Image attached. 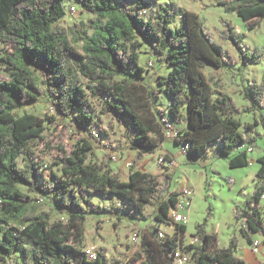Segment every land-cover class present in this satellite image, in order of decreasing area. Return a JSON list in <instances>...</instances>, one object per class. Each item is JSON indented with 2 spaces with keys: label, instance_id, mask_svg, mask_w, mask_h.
<instances>
[{
  "label": "trees",
  "instance_id": "1",
  "mask_svg": "<svg viewBox=\"0 0 264 264\" xmlns=\"http://www.w3.org/2000/svg\"><path fill=\"white\" fill-rule=\"evenodd\" d=\"M64 1L0 0V66L8 75L0 79V264H173V252L180 245L193 264H244L234 254L236 237L227 246H215L205 221L192 233L198 241L184 245L187 224L169 217L177 191L161 187L157 174L137 167L167 138L178 148L187 143L184 154L195 157L217 144L230 167L247 166L251 150L245 145L255 137L240 130L241 109L223 91L220 79L207 75L205 68L237 65L241 71L261 60L264 49H248L244 33L222 20L218 36L235 47L237 58L231 57L196 12L174 2L158 4L153 16H147V7L155 0H74L91 16L66 27L60 24L66 15ZM216 4L237 14L248 29L264 19V0H216ZM176 19L179 24L172 25ZM143 42L169 66L166 75L158 76L156 89L145 81V69L139 64ZM242 92L249 102L243 111L254 114L246 132L258 121L264 130V118L255 117L264 109V77L248 83ZM161 95L167 98L166 107L156 105ZM41 96L54 111L48 120L67 119L82 133L69 152L58 145L57 156L46 166L34 153L44 138L46 119L13 113ZM91 98L100 100L105 112L124 125V143L135 152L125 181L113 172L109 160H90L94 146L86 131L96 124ZM167 121L174 129L184 124L175 129L177 137L166 136ZM164 154L166 160L172 159ZM256 161L253 192L235 208L234 216L243 221L240 232L248 243L251 233H258L264 244V155ZM20 186L50 199L65 219L52 220L51 209L42 211L39 199ZM93 195L116 196L117 208L140 218L150 217L144 210L152 206L154 220L171 226L173 232H162L164 237L159 238L161 231L155 228L150 237L141 238L142 249L123 261L109 263L104 248L89 258L83 249L85 213L110 210L93 203Z\"/></svg>",
  "mask_w": 264,
  "mask_h": 264
},
{
  "label": "rangeland",
  "instance_id": "2",
  "mask_svg": "<svg viewBox=\"0 0 264 264\" xmlns=\"http://www.w3.org/2000/svg\"><path fill=\"white\" fill-rule=\"evenodd\" d=\"M174 2L185 9L196 12L206 30L219 41L228 51L231 57L237 58L235 47L229 41L220 40L218 33L223 28L222 20L230 21L238 32L244 33L243 44L248 49L257 47L264 49V19L260 25L253 29H248L245 22L234 12H227L223 6L216 4V0H155L147 7V16H153L154 10L158 4ZM64 6L66 15L61 19L60 24L71 26L79 21H86L91 15L83 11L78 3L74 0H65ZM176 21L172 25H178ZM2 46L0 44V50ZM139 64L145 69L143 75L150 88H157V78L159 75H166L169 66L159 62L152 53L151 48L143 42L140 47ZM207 75L213 74L219 78L223 91L227 93L241 109L238 116L242 126L240 130L247 136H254V140L248 141L245 146L250 147V163L247 166L230 167L226 155L220 152L219 146L213 144L209 147L206 154L199 156H189L179 152L178 145L172 139L164 141V148L177 154L176 158L172 156L173 163H158L157 158L165 153L163 146L147 153L142 159L141 164L137 167L143 171L157 174L159 185L167 190L179 191L183 187H188L193 191L191 205L188 209V222L186 234L183 236V243L190 244V234L194 233L195 225L205 221V229L215 237V246H227L232 237L237 239V247L234 254L245 260L244 264H264V244L262 236L258 233H251V239L260 241V249L254 254L250 249V243L241 235L240 227H243V221H238L234 216L235 208L241 206L244 199L253 192L256 180V169L258 162L256 158L264 155V130L262 124L258 121L257 125L252 126V130L246 132L245 125L253 122L254 114L244 112L243 109L249 105L244 98L242 90L247 88L248 83L258 82L264 77V57L261 60L251 62L238 70L237 65L223 67L214 70L211 67L205 68ZM8 75L1 69L0 79H6ZM82 83L86 81L81 78ZM88 93V92H87ZM89 94V93H88ZM96 124L88 129L87 135L93 142V152L90 160L100 162L107 159L114 173L121 180H127L129 167L126 163L132 162L134 151L127 148L124 143V125L116 121L113 116L106 113L102 103L98 99L91 98ZM167 98L161 95L156 101L158 107H166ZM14 115L22 113H33L46 119V130L44 138L40 140L34 150L35 157L45 166L51 164V160L57 156L58 145H63L69 152L76 144L82 133L71 126V123L64 118L56 117L55 120H48V116L53 115L50 103L47 98L41 96L39 101L30 105L22 106L14 110ZM255 117L258 120L264 118V109L256 111ZM98 127L102 128L105 133H101ZM93 131L91 132V130ZM179 129V127H175ZM112 155L115 159H112ZM190 157V158H189ZM21 166L22 160L18 158ZM53 170L55 166H51ZM47 173V170H44ZM170 175L167 176V175ZM233 179V183L230 179ZM22 191L29 193L39 199V206L42 211H52L53 219H65L66 214L56 208L50 199L40 198L36 193L27 191L25 186H20ZM92 202L103 205L110 210H89L85 213L86 219L83 225L84 240L83 249L98 250L104 248L107 255V261L119 262L132 255L134 251L141 250V238L156 229L166 234H172L173 228L159 224L154 220L155 210L152 206L145 208V213L149 214L148 218H140L129 214L125 209H119V200L116 196L110 195L102 198L93 195ZM264 204V200H261ZM156 228V229H155ZM139 231L136 240L132 239V234ZM257 258L258 262H250L252 258ZM185 264H193L190 259Z\"/></svg>",
  "mask_w": 264,
  "mask_h": 264
},
{
  "label": "built area",
  "instance_id": "3",
  "mask_svg": "<svg viewBox=\"0 0 264 264\" xmlns=\"http://www.w3.org/2000/svg\"><path fill=\"white\" fill-rule=\"evenodd\" d=\"M1 69L2 68L0 66V71H1ZM50 108L53 111V108L52 107H50ZM167 127L169 128V130L166 132L167 137L175 138L178 136V133L173 128V125L168 121H167ZM187 149H188V144L185 143L183 145H180L179 152L180 153H186ZM250 150H251V148L249 147L248 151H250ZM164 156H165V154L163 153L157 158L158 163H163L166 161L170 162V163L174 162L173 159H171L170 161L166 160V158ZM112 159H115V156H112ZM126 164L129 166L131 164V162L129 161ZM230 182L233 183V179H230ZM177 193H178V200H177L176 205L170 209L169 217H170L171 221L174 223L187 224V222H188V209L191 205V198H192L193 191L188 187H183ZM261 200H264V193L261 195ZM261 206H262V208H261V210H262L261 222L264 224V204L261 203ZM138 236H139V231H136L132 234V239L136 240ZM189 236L191 238L190 244H195L198 241V239L195 235L190 234ZM158 237L162 238V237H164V234L162 232H159ZM179 245H180V243H179ZM182 246L183 245H180L178 248H176L174 250V252H173V264H185L188 261V259H190L189 258L190 254L187 253L186 251H183ZM250 249L254 254L258 253V251L260 249V241H258L257 239H252V241L250 243ZM86 253H87L89 258L93 259L96 257L97 251L94 249H90L89 251H86Z\"/></svg>",
  "mask_w": 264,
  "mask_h": 264
},
{
  "label": "crops",
  "instance_id": "4",
  "mask_svg": "<svg viewBox=\"0 0 264 264\" xmlns=\"http://www.w3.org/2000/svg\"><path fill=\"white\" fill-rule=\"evenodd\" d=\"M177 127H183L184 126V124H177L176 125ZM175 126V127H176ZM170 138H167L166 140H169ZM162 146H163V150H164V152L166 153V154H169L170 156H174L175 158H176V156H177V154H173L171 151H169L168 149H165L164 148V142L162 143ZM232 179V178H231ZM256 181V180H255ZM244 260V259H243ZM244 262H245V260H244ZM250 262H253V263H257L258 262V259L257 258H252V260L250 261Z\"/></svg>",
  "mask_w": 264,
  "mask_h": 264
}]
</instances>
